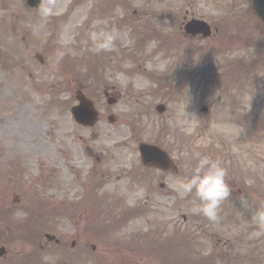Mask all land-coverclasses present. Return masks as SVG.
Segmentation results:
<instances>
[{
	"label": "rangeland",
	"instance_id": "374dc122",
	"mask_svg": "<svg viewBox=\"0 0 264 264\" xmlns=\"http://www.w3.org/2000/svg\"><path fill=\"white\" fill-rule=\"evenodd\" d=\"M45 8L51 9L49 15L43 14ZM168 8L181 14L189 9V16L208 18L213 25L222 23L225 16L247 15L248 21L243 23L250 37L247 49L264 53V30L250 21L251 5L244 0H42L39 8L30 7L26 0H0V247L5 246L9 251L0 264H15L14 260L35 255L33 245L23 238L31 242L29 238L38 236V232L27 234L22 230L25 229L23 222L35 215L40 219L43 233L58 235L66 246L64 250L53 246L48 251H41L43 260L49 264L68 262L65 254L70 256L68 259L73 264H171L174 259L177 264H205L208 256L213 253L223 256L226 243L233 245L242 236L253 241L232 246L231 253L236 251L235 248L243 247L239 252L243 260L229 263L242 264L253 259L251 264H258L257 205L251 211L253 215L248 223L235 218L234 223L219 220L211 224H203V215L197 211L199 201L189 194L185 198H166L170 201L169 206L157 204L151 213L138 212L126 224L119 221L121 212L107 206L89 207L87 210L84 204L79 205L84 193L98 196L106 192L101 187L98 195L93 192L98 173L92 177L93 174L86 171L89 163L86 147L97 149L101 139L93 137V133L99 132L106 124L102 123L94 130H84L75 122L70 109L77 102L74 94L78 88L94 97L98 90L103 92L106 87L117 89L124 100L118 106L120 110H132L130 100L137 99L141 110L146 112L142 118L143 126L139 134L133 133L130 119L125 116L130 112L118 114L121 133L117 140L129 141L131 136H135L140 140L159 142L173 157L180 159L183 171L186 167L195 166L196 153L211 160L232 156L243 158L249 174L255 178L264 171V132L259 143L251 142L252 137L245 136L246 142L240 144L244 147L243 152L237 146L227 152L225 134L230 129L236 131V128L229 126L225 98L219 102L218 112L213 107L212 85L225 73L224 69H219V77H215L217 70L210 66L209 47L213 45V38L201 39V99L194 113L187 110L188 103L194 101L188 98L183 101L179 94L169 97L168 89L163 90L166 95L155 93L161 85L151 75L175 76L176 79H169L173 85L181 79L184 63L194 62L196 41L182 36L180 22L172 19L157 21L152 16L154 12ZM144 23L156 25V31L165 37L151 36L153 32L145 28ZM97 30L119 33L109 51L100 54L90 51L93 44L88 34ZM60 50L66 52L63 58L57 57ZM37 53L42 55L43 63L36 58ZM150 90L152 94L147 93ZM36 94L42 98L39 105L33 103ZM158 103L167 105L165 114L156 112ZM203 106L208 107L206 112L201 110ZM165 122L176 126L167 128V131ZM54 127L57 128V143L63 142L62 148H38L27 137L31 134L38 142L53 141L55 136L50 131ZM217 136L219 140L223 137L219 145L215 143L219 142L215 140ZM13 138L14 143L8 144ZM180 148L183 149L181 153ZM19 162L28 172L23 179L19 174L12 181L8 168ZM55 165L64 168L62 173H52ZM77 175L82 177L81 180L76 181ZM33 179L36 181L32 183ZM37 183L42 184L41 188L35 186ZM20 185L24 195L21 202L14 205V191H18ZM32 189H41V193H32ZM53 193L63 195L71 205L79 206L70 209L49 207L43 216L38 210L27 209L42 203ZM137 198L145 199L140 195ZM182 200L184 203L178 210L174 202ZM252 202V199L235 198L234 214L240 212V204L243 209H248ZM183 213L187 215L185 221ZM198 216H201L199 225ZM30 220L34 225L36 221ZM154 225L161 228L162 240L174 241L179 238L178 226L183 227L184 239L180 238L181 242L184 241L183 251L179 255L175 253V258L169 254L167 260L157 257L156 252L145 247L146 233L154 232ZM212 232L217 234L212 236ZM140 234H144V240L139 241L141 244L136 247L135 238ZM74 241L75 248L71 246ZM23 244L28 251L23 252ZM94 245L95 251L92 249ZM118 249L127 260H121ZM254 249L256 257L250 256ZM36 263L33 260L26 264Z\"/></svg>",
	"mask_w": 264,
	"mask_h": 264
},
{
	"label": "flooded vegetation",
	"instance_id": "af4514ba",
	"mask_svg": "<svg viewBox=\"0 0 264 264\" xmlns=\"http://www.w3.org/2000/svg\"><path fill=\"white\" fill-rule=\"evenodd\" d=\"M189 9H186L184 14V21L188 19ZM184 25V23H183ZM182 25V29H183ZM238 23L230 22L226 25L227 28L221 29L220 26H216V33L211 36L213 38V45L210 47V66L215 70L226 69V78L225 80H220L215 82V87L212 90L213 93V107L215 111L219 108V101H223L225 98V103L230 113V117H233L236 124L245 122V119L250 118L251 116H256L259 112L264 110V77L261 73V61L264 59L262 53L250 52L247 49V44L250 41V37L247 33L242 32L238 29ZM184 33V30H183ZM184 36L191 41H196L193 46V71L185 73L180 81V83H174L169 89V86H162L159 90H156L155 93L160 95H166L164 89H168L169 97H173L178 94L181 95V99L185 101L187 98L189 101H194V103L189 102L187 110L189 113H194L196 106L199 104L201 99V67H202V47L201 39L203 36L197 34L195 36L188 35L184 33ZM212 44V40H211ZM191 52L189 51V54ZM154 65H157L154 63ZM185 66L189 69V63L185 62ZM104 94H113L109 92V89L104 91ZM115 95V93H114ZM115 96L120 97V94ZM104 110L103 108L101 111ZM238 127V125H236ZM56 132L57 128L54 127L50 134L55 136L53 141H35L34 145L38 148L44 147L45 149H51L56 146ZM30 138H34L33 135H28ZM110 138H113L112 136ZM248 138V136H247ZM246 138L242 136L240 141H236L234 135L230 136V144L234 145L235 143L244 144ZM127 144V143H125ZM95 150L88 149V155L92 160L89 164L91 174L98 173L99 179L98 182L103 186H111L107 184L106 181L121 182L124 181L123 185H115L112 191V194L109 198H99L97 196L90 195L89 199L92 204H97L100 207H109L115 211L121 213L128 212H147L151 213L155 205H167L169 206L168 200L166 198H185L187 194L182 193L179 190L180 183L185 179L183 174V169L181 167L180 160H176L177 171H163L161 169H155L151 166H146L140 162L137 158L130 157L131 154L137 153L135 148L131 149L129 152H125L123 157H117L116 153L119 152L117 145L112 146L109 143L103 144L98 150L99 153H95ZM219 159L223 162H238L239 159L235 157L227 158H214L213 160ZM45 167V166H44ZM58 171L54 170L53 173ZM117 175L116 179H113ZM228 182L230 183L233 191L231 198H249L257 197L258 198V223L257 231L259 233V264H264V221L261 220V217H264V177H260L258 180V188H253V185L250 183V175L246 173H234L228 169ZM81 180L77 178L76 181ZM252 181L255 182L253 179ZM60 183L61 180H60ZM87 190V189H86ZM136 196L133 197V195ZM137 195L145 197L143 200H138ZM63 195L58 193L50 197L51 201H55L54 204H59L64 206L58 201V198ZM194 197L193 195H190ZM49 198V197H48ZM82 203L88 204L87 210L89 209V200L86 193L81 197ZM69 204L66 206L67 209L71 208V201H68ZM184 203L182 201H175L174 204L176 207H179ZM53 206L48 205H38V210L45 211L47 208ZM253 213L247 211L243 216L244 219L249 220L252 218ZM184 220H186V215L182 214ZM199 225L201 216L196 217ZM204 218V216H203ZM179 222V221H178ZM248 223V221H246ZM180 223V222H179ZM232 223V222H231ZM154 223H152L153 225ZM179 225V224H178ZM155 226V225H154ZM157 228V226H155ZM161 229V228H160ZM160 229L157 232H151V235H156V238H160L159 234ZM164 229V228H163ZM165 232V229H164ZM184 230L182 226H178V240L184 237ZM48 240V239H47ZM152 240V241H151ZM168 240V239H167ZM167 240L158 239L156 245H164ZM37 246L43 250L48 251L52 249V242H43V238H39ZM59 245V246H58ZM154 239L151 238L148 247H153ZM58 249H62L60 243L54 244Z\"/></svg>",
	"mask_w": 264,
	"mask_h": 264
},
{
	"label": "clouds",
	"instance_id": "9594fccd",
	"mask_svg": "<svg viewBox=\"0 0 264 264\" xmlns=\"http://www.w3.org/2000/svg\"><path fill=\"white\" fill-rule=\"evenodd\" d=\"M50 12V8L43 10L44 15H49ZM88 38L93 44L90 51L100 54L113 47L119 38V33L97 30L91 31ZM56 54L58 58H63L66 52L60 50ZM33 103L36 105L42 103L40 95L34 96ZM194 158L197 163L195 166L186 167L185 179L180 183L179 190L184 194L193 195L199 201L197 211L209 221L217 223L220 220L221 205L231 196L233 191L227 179L228 170L219 159L201 158L199 153H196ZM261 220L264 221V217H261Z\"/></svg>",
	"mask_w": 264,
	"mask_h": 264
},
{
	"label": "water",
	"instance_id": "95a60500",
	"mask_svg": "<svg viewBox=\"0 0 264 264\" xmlns=\"http://www.w3.org/2000/svg\"><path fill=\"white\" fill-rule=\"evenodd\" d=\"M39 1L40 0H30V3L32 5H37ZM253 5L258 15L264 19V0H253ZM77 98L80 100L81 105L73 109L76 118L83 123H88L89 120L93 122L97 117L96 112H92L88 100L83 97L81 92L77 95ZM141 150L145 160L155 161L154 164L161 166H169L168 155L159 148L143 144Z\"/></svg>",
	"mask_w": 264,
	"mask_h": 264
}]
</instances>
